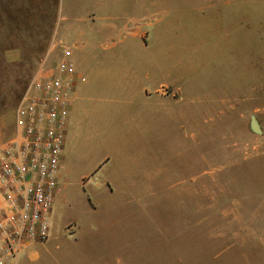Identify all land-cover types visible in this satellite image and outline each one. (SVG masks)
<instances>
[{"label": "rangeland", "instance_id": "rangeland-1", "mask_svg": "<svg viewBox=\"0 0 264 264\" xmlns=\"http://www.w3.org/2000/svg\"><path fill=\"white\" fill-rule=\"evenodd\" d=\"M59 4L71 32L59 33ZM126 7L146 17L150 51L166 63L168 111L126 125L136 110L121 113L105 74L98 90L78 84L50 237L19 262L105 264L130 244L134 264H264V0H0V142L38 65L83 40L78 18Z\"/></svg>", "mask_w": 264, "mask_h": 264}, {"label": "built area", "instance_id": "built-area-1", "mask_svg": "<svg viewBox=\"0 0 264 264\" xmlns=\"http://www.w3.org/2000/svg\"><path fill=\"white\" fill-rule=\"evenodd\" d=\"M74 73L68 48L53 65H38L15 107L12 134L0 142V264L50 237Z\"/></svg>", "mask_w": 264, "mask_h": 264}, {"label": "crops", "instance_id": "crops-1", "mask_svg": "<svg viewBox=\"0 0 264 264\" xmlns=\"http://www.w3.org/2000/svg\"><path fill=\"white\" fill-rule=\"evenodd\" d=\"M59 7V33L62 26L65 30L71 32L74 26L72 23L68 22V15L65 14L67 9L63 7V4H61V6L59 4ZM90 15L91 16H81L78 18V21L88 27L87 31L82 27L75 26V29L81 28L79 35L83 37V40L81 42H73L71 45L67 44L71 50V61L73 65H75V83L68 107L67 128L70 119L69 115L78 96V84L80 83V87L84 84L86 90H98L104 83L102 82V74H105L109 79L107 86L112 88L115 93L121 95V113L125 114V111L130 109L136 110L130 119L124 121V124L138 127L147 125L153 107H155L158 112L163 110V107L166 112L168 111L169 101L162 91V88L172 83L168 81V68L166 63L163 62V58L161 55H154L150 51L151 45L145 39L146 27L149 24L146 17L142 14L136 16V13L127 7L116 11L111 8H103L99 9L97 12H91ZM88 31L100 35L102 40L96 42ZM64 43L66 44V41H64ZM72 49H76V51H73L74 54L72 53ZM96 49L103 50L101 56H99V52ZM137 50H146V53L138 55L135 53ZM175 68L174 73L178 74L179 66L176 64ZM163 71L165 72L163 73ZM79 75H84L85 80H79ZM83 88L81 89L83 90ZM193 93V107L199 114L201 102L202 99H205V96H202L204 93H200L199 88L198 90L196 89V82L194 83ZM235 95L238 97L239 92ZM151 96H153V98ZM222 99L225 101V97ZM230 103L232 104L231 101ZM136 135L138 134L136 133ZM141 139L142 138L136 136L132 142H136L137 144ZM137 148L143 151V142L142 146H138ZM119 151L121 153L123 150L119 149ZM64 160L65 154L63 148L62 161ZM135 184L137 183H128L126 186L133 188ZM143 186L151 187L148 183H143ZM189 188L188 185L183 187V189ZM197 189H200L199 183H197ZM193 194L195 195V193ZM197 194L200 196V193ZM180 219L183 221L191 220L189 216L187 217V214H181ZM118 250L121 249L118 248ZM124 250L125 252L122 254L116 252L115 260L111 258V260L109 259V262L105 264H134V254L136 252L131 251L130 244L125 246ZM18 256L19 255L13 259L9 257L6 258L5 264H22L19 262Z\"/></svg>", "mask_w": 264, "mask_h": 264}, {"label": "water", "instance_id": "water-1", "mask_svg": "<svg viewBox=\"0 0 264 264\" xmlns=\"http://www.w3.org/2000/svg\"><path fill=\"white\" fill-rule=\"evenodd\" d=\"M249 126H250L252 131H254L256 133L261 132V128H260L258 121L254 115L250 116Z\"/></svg>", "mask_w": 264, "mask_h": 264}, {"label": "bare ground", "instance_id": "bare-ground-1", "mask_svg": "<svg viewBox=\"0 0 264 264\" xmlns=\"http://www.w3.org/2000/svg\"><path fill=\"white\" fill-rule=\"evenodd\" d=\"M193 138H192V135H191V140H192Z\"/></svg>", "mask_w": 264, "mask_h": 264}]
</instances>
